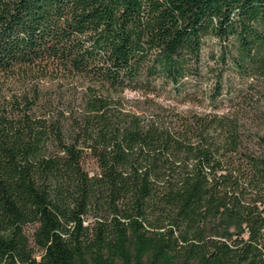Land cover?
<instances>
[{"label": "trees", "instance_id": "16d2710c", "mask_svg": "<svg viewBox=\"0 0 264 264\" xmlns=\"http://www.w3.org/2000/svg\"><path fill=\"white\" fill-rule=\"evenodd\" d=\"M219 65L264 73V0H0V264H264Z\"/></svg>", "mask_w": 264, "mask_h": 264}, {"label": "rangeland", "instance_id": "374dc122", "mask_svg": "<svg viewBox=\"0 0 264 264\" xmlns=\"http://www.w3.org/2000/svg\"><path fill=\"white\" fill-rule=\"evenodd\" d=\"M211 46H215L213 41ZM222 71L223 94L220 96L221 110H238L243 117L260 120L261 133L264 132V73L253 74L239 72L228 65H219ZM131 95V94H130ZM93 162L87 161V167L92 168ZM31 233L33 226H27Z\"/></svg>", "mask_w": 264, "mask_h": 264}]
</instances>
